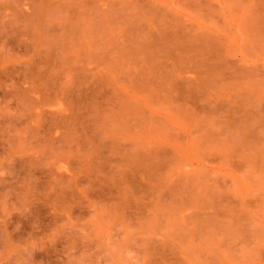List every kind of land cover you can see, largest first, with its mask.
Wrapping results in <instances>:
<instances>
[{
  "label": "rangeland",
  "instance_id": "rangeland-1",
  "mask_svg": "<svg viewBox=\"0 0 264 264\" xmlns=\"http://www.w3.org/2000/svg\"><path fill=\"white\" fill-rule=\"evenodd\" d=\"M0 264H264V0H0Z\"/></svg>",
  "mask_w": 264,
  "mask_h": 264
}]
</instances>
